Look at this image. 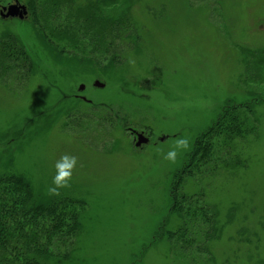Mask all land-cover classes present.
<instances>
[{
    "label": "rangeland",
    "instance_id": "obj_1",
    "mask_svg": "<svg viewBox=\"0 0 264 264\" xmlns=\"http://www.w3.org/2000/svg\"><path fill=\"white\" fill-rule=\"evenodd\" d=\"M15 1L30 12L0 14V176L80 211L79 231L45 264H264V0H117L102 11L89 7L99 0H45L39 13L36 0H0V11ZM8 44L28 54L15 71ZM231 106L249 136L178 188ZM129 128L152 142L137 150ZM179 136L190 146L170 163L162 153ZM63 154L78 164L50 196ZM174 193L194 216L175 210Z\"/></svg>",
    "mask_w": 264,
    "mask_h": 264
},
{
    "label": "trees",
    "instance_id": "obj_2",
    "mask_svg": "<svg viewBox=\"0 0 264 264\" xmlns=\"http://www.w3.org/2000/svg\"><path fill=\"white\" fill-rule=\"evenodd\" d=\"M115 1L117 0H99V3H91L89 7L92 11H102L99 5H117L120 0ZM53 2L59 3V0H50L47 4ZM44 8L45 0L30 3L31 11L39 13ZM80 11L87 9L80 8ZM113 22L117 27L123 24L124 19L122 17ZM2 48L7 49L6 59H12L14 71L19 61L27 62L28 54L24 51H18L10 44ZM248 124L246 119L242 122L237 107L226 108L218 122L207 131L200 142L199 149L193 155L192 165L180 178L178 188L184 177H195L199 168L205 165L207 167L208 164L214 167L216 153L222 147L229 148L234 140L247 138L251 132ZM191 167L195 169L193 172L190 171ZM219 167L221 165L218 164L212 172ZM174 197L176 211L181 212L184 217L194 216L182 211L181 204L185 200H181L175 193ZM59 200L62 204L39 201L31 183L23 176H0V264H45V260H51L57 254L54 249L56 243L65 244L79 231L80 211L66 201Z\"/></svg>",
    "mask_w": 264,
    "mask_h": 264
},
{
    "label": "clouds",
    "instance_id": "obj_3",
    "mask_svg": "<svg viewBox=\"0 0 264 264\" xmlns=\"http://www.w3.org/2000/svg\"><path fill=\"white\" fill-rule=\"evenodd\" d=\"M129 63L134 64V60L130 59ZM189 146V139L179 136L174 139L171 148L166 153H162L163 159L175 163L180 152L187 150ZM77 164L78 159L74 155L63 154L60 156L54 165L55 174L52 178V184L47 189L50 196H59L62 189L70 187V181Z\"/></svg>",
    "mask_w": 264,
    "mask_h": 264
},
{
    "label": "water",
    "instance_id": "obj_4",
    "mask_svg": "<svg viewBox=\"0 0 264 264\" xmlns=\"http://www.w3.org/2000/svg\"><path fill=\"white\" fill-rule=\"evenodd\" d=\"M2 11H6L7 13L4 14V12L1 13V16L3 18H20V19H24L27 15H28V10H27V7L20 4L19 1H16L14 4H11L9 5L8 7H4L2 9ZM95 87H98V88H104L105 85L100 82V81H96L95 82ZM84 89V86H81L80 90H83ZM140 141L139 143L137 144V146H140L144 143H146L148 140H141L142 138H144L145 136L144 135H140Z\"/></svg>",
    "mask_w": 264,
    "mask_h": 264
},
{
    "label": "flooded vegetation",
    "instance_id": "obj_5",
    "mask_svg": "<svg viewBox=\"0 0 264 264\" xmlns=\"http://www.w3.org/2000/svg\"><path fill=\"white\" fill-rule=\"evenodd\" d=\"M5 13V12H4ZM129 132L132 136V141H133V144H134V147L137 149V150H142L144 147H146L147 145H149L152 141V136L150 135L149 132H146V131H139L135 128H129ZM144 135L145 137L142 138L141 140H148L146 143L140 145V146H137V144L139 143L140 141V135ZM160 140L161 141H164L165 138L164 137H160Z\"/></svg>",
    "mask_w": 264,
    "mask_h": 264
}]
</instances>
